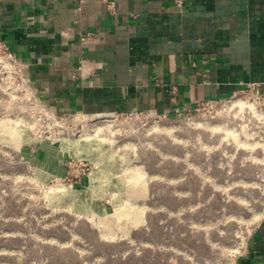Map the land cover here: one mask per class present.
<instances>
[{"label": "rangeland", "instance_id": "obj_1", "mask_svg": "<svg viewBox=\"0 0 264 264\" xmlns=\"http://www.w3.org/2000/svg\"><path fill=\"white\" fill-rule=\"evenodd\" d=\"M263 100L62 117L0 39V264H235L264 217Z\"/></svg>", "mask_w": 264, "mask_h": 264}, {"label": "crops", "instance_id": "obj_2", "mask_svg": "<svg viewBox=\"0 0 264 264\" xmlns=\"http://www.w3.org/2000/svg\"><path fill=\"white\" fill-rule=\"evenodd\" d=\"M0 39L62 117L264 93V0H0ZM235 264H264V217Z\"/></svg>", "mask_w": 264, "mask_h": 264}, {"label": "built area", "instance_id": "obj_3", "mask_svg": "<svg viewBox=\"0 0 264 264\" xmlns=\"http://www.w3.org/2000/svg\"><path fill=\"white\" fill-rule=\"evenodd\" d=\"M184 2H185V0H175V3L178 5V6H183V4H184ZM109 7H110V9H111V11L112 12H114L115 10H114V5H113V2H109ZM247 89H249L250 91H254L255 90V88L253 87V86H250L249 88H247ZM258 93H261L263 96H264V93H262V92H260L259 90H256ZM211 100H213V99H210V100H207V101H211ZM207 101H204V102H207ZM263 102H264V100H263ZM203 103V102H202ZM201 104V103H200ZM199 104V105H200ZM199 105H197L196 107H198ZM196 107H194V108H196ZM185 110H191V108H189V109H185ZM179 111V110H178Z\"/></svg>", "mask_w": 264, "mask_h": 264}, {"label": "bare ground", "instance_id": "obj_4", "mask_svg": "<svg viewBox=\"0 0 264 264\" xmlns=\"http://www.w3.org/2000/svg\"><path fill=\"white\" fill-rule=\"evenodd\" d=\"M241 104V103H240ZM250 104V106H252V104L253 103H249ZM242 105V104H241ZM248 105V104H247ZM102 116H104V117H109L107 114L106 115H103V114H96V115H94V117L95 118H102Z\"/></svg>", "mask_w": 264, "mask_h": 264}]
</instances>
